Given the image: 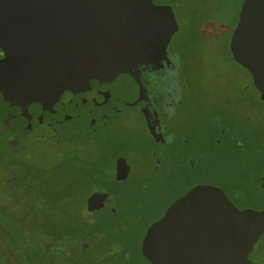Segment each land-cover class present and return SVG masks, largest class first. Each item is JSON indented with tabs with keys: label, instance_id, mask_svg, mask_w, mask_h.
Returning <instances> with one entry per match:
<instances>
[{
	"label": "flooded vegetation",
	"instance_id": "1",
	"mask_svg": "<svg viewBox=\"0 0 264 264\" xmlns=\"http://www.w3.org/2000/svg\"><path fill=\"white\" fill-rule=\"evenodd\" d=\"M176 27L172 11L161 6L152 11L146 27L117 39L126 46L130 61L149 63L136 66L143 87L140 104L119 103L113 111L112 89L102 88L98 79L75 85L66 97L45 100L40 105L12 101L7 92H0V147L8 153L1 162L5 169L0 170V189L5 187L0 195V264H158L165 253L159 245L152 244L149 252L152 258L148 256L145 243L149 227L199 186L208 187L213 194L211 200H218V206H226V227L241 234L234 247L246 255L249 264H264V172L259 169L256 175L247 178L251 192L243 186L246 172L237 173L243 180L239 183L238 178L229 181L218 169L220 163L229 159L231 150L245 154L232 136L230 122V115L245 119V100L228 99L211 111L194 96L187 99L180 61L168 50ZM109 54L110 51H98L97 60L100 62ZM5 56L6 50L0 47V60ZM251 82L259 100L264 102L252 79ZM130 108L138 111L150 142L147 149L143 148L142 138L119 143L142 157L149 151L152 160L148 173L138 174L117 148L111 181L103 180L101 172L93 167L87 172L90 179L86 185L92 180L95 186L98 181L86 205L87 213L95 220L93 217L81 225L80 220L64 222L58 216L53 219L54 209L49 206H53L56 198L43 202L41 194L45 191L40 183L51 177V169L58 168L60 163L54 162L48 170L46 166H32L20 159L28 153L29 139L44 127L56 147L60 143H101L105 133ZM65 123H75L74 130L66 131ZM122 160L129 171L122 167L124 176L117 179L116 162ZM87 162L92 164L90 160ZM110 183L117 184L114 190ZM162 207L164 210L159 214ZM147 221L145 241L137 252V238L132 232ZM17 222L22 224L18 228L24 239L35 240L34 248H10L5 225Z\"/></svg>",
	"mask_w": 264,
	"mask_h": 264
},
{
	"label": "water",
	"instance_id": "2",
	"mask_svg": "<svg viewBox=\"0 0 264 264\" xmlns=\"http://www.w3.org/2000/svg\"><path fill=\"white\" fill-rule=\"evenodd\" d=\"M155 8L152 0H0V47L6 50L0 60V92L12 101L40 105L98 79L102 88L112 89L113 111L119 103L140 104L143 87L136 66L149 63L130 61L117 39L146 27ZM263 27L264 0H242L228 42L234 60L252 72L262 98L264 71L255 70L250 49ZM98 51L110 54L99 62ZM255 56L264 61V48ZM64 127L73 131L75 123ZM122 167L129 171L125 161H117L115 178L124 176ZM210 192L206 186L191 189L149 227L150 259L156 244L165 253L158 264H249L234 247L241 234L226 227V206L211 200Z\"/></svg>",
	"mask_w": 264,
	"mask_h": 264
},
{
	"label": "rangeland",
	"instance_id": "3",
	"mask_svg": "<svg viewBox=\"0 0 264 264\" xmlns=\"http://www.w3.org/2000/svg\"><path fill=\"white\" fill-rule=\"evenodd\" d=\"M241 1L152 0L156 8L169 6L176 22L177 27L173 32L168 50L174 52L177 61H180V75L187 99L189 97L193 99L194 96L196 101L211 111L228 99L245 100L243 105L246 109L245 119L240 120L236 114L237 118L235 115H230L232 136L245 154L231 150L228 153L229 159L225 163H220L218 169L224 172L229 181L238 178L239 183L243 180L237 173L246 172L244 176L246 185L243 184V186L252 192L253 189L248 185L247 178L256 175L259 169H261L260 173L264 172V102L259 100L254 91L251 82L252 72L238 64L228 48ZM262 43H264V27L258 32L250 49V59L256 71H264V61L255 56V52L264 48ZM48 132L44 127L39 128L36 135L29 139L28 153L20 159L32 166H46L48 170L54 162L60 163L58 168L51 169L53 175L44 177L45 180L40 183L45 191L41 194L43 202L50 201L51 197H59V193L66 196L64 201L58 200L57 197L52 203L53 206H59L65 210L62 212L59 208H55L53 219L58 216V219L64 222L80 220L83 225L82 221H88L94 217L87 213L86 205L91 199L90 196L94 194V187L98 181L94 182L95 186L92 185V180L89 186L86 185L85 182L90 179L87 178V172L93 167L101 172L103 180L111 181L117 148L138 174L145 175L150 169L152 159L149 151L144 152L142 157L135 154L133 150L127 151V148L119 143L121 141L130 143L133 137H137L140 141L142 138L143 148H148L150 141L148 142L145 136L142 119L134 108H130L121 116L118 123L105 133V140L101 143H60L56 147ZM0 149V157H2L0 170H3L5 166L1 162L8 157V153H5L1 147ZM89 160L92 164L87 162ZM137 173L134 178L137 177ZM38 174L40 173L37 172ZM111 185L112 190L117 186L115 183ZM4 191L5 187L1 186L0 195ZM52 192L54 195H51ZM9 203L13 207V204ZM245 209L251 210V208ZM162 210L164 207L160 208L159 214ZM246 213L251 215L250 211ZM147 223L149 222L147 221L141 228H136V231L132 232V235L134 234L137 238V252L145 241ZM112 225L119 224L112 222Z\"/></svg>",
	"mask_w": 264,
	"mask_h": 264
},
{
	"label": "trees",
	"instance_id": "4",
	"mask_svg": "<svg viewBox=\"0 0 264 264\" xmlns=\"http://www.w3.org/2000/svg\"><path fill=\"white\" fill-rule=\"evenodd\" d=\"M56 195V193H55ZM58 196L52 197V199L56 198L57 199ZM66 197L65 195H63L62 193H59V197L58 200H61L62 198ZM51 207L50 209H55L56 206H49ZM5 227H7V231H6V238H8V241H10L11 246L10 248L13 250H23L24 248H28L31 249L35 247V240L33 239H24L23 234L20 232V228L18 227H22L21 223L17 224H7L5 225Z\"/></svg>",
	"mask_w": 264,
	"mask_h": 264
}]
</instances>
